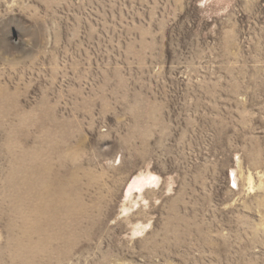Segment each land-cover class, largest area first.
<instances>
[{"label":"rangeland","instance_id":"obj_1","mask_svg":"<svg viewBox=\"0 0 264 264\" xmlns=\"http://www.w3.org/2000/svg\"><path fill=\"white\" fill-rule=\"evenodd\" d=\"M0 264H264V0H0Z\"/></svg>","mask_w":264,"mask_h":264},{"label":"bare ground","instance_id":"obj_2","mask_svg":"<svg viewBox=\"0 0 264 264\" xmlns=\"http://www.w3.org/2000/svg\"><path fill=\"white\" fill-rule=\"evenodd\" d=\"M43 174V173H42ZM70 181H72V178L70 179ZM158 185V179H157V177H154V176H152V175H150V176H148V175H146V176H143L142 178H136L133 182H132V184L130 185V187H129V189H128V192H127V194L130 196V198L132 197V195L134 194V192L135 191H137V192H139V193H141L142 191H144L145 189H147V188H152L153 186H157ZM48 189V188H47ZM56 189V188H55ZM54 188H52V189H49L48 190V193H50L51 195H54L55 193H57V194H59V196H61V195H63V197H60L61 198V204H63L66 200H65V198H64V196H65V193H64V190L63 189H60L59 191L57 190H55ZM58 189V188H57ZM55 192V193H54ZM56 194V195H57ZM57 197H58V195H57ZM59 198V199H60ZM64 198V199H63ZM68 202L67 203H69V202H71V200H67ZM70 204V203H69ZM54 206L55 205H60V203L58 202V200H55L54 201V204H53ZM43 222V221H42ZM43 224H44V222H43ZM41 228V227H40ZM146 229V227H144V228H136L135 227V229H134V233L136 234V235H138V234H141V233H143L144 232V230ZM43 233V232H42ZM49 234H52V233H49ZM54 235V234H53ZM49 236V235H48Z\"/></svg>","mask_w":264,"mask_h":264}]
</instances>
